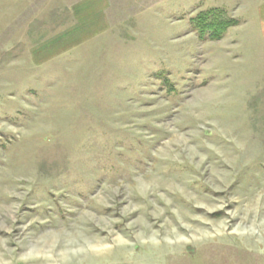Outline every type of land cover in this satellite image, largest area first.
<instances>
[{"label": "rangeland", "instance_id": "obj_1", "mask_svg": "<svg viewBox=\"0 0 264 264\" xmlns=\"http://www.w3.org/2000/svg\"><path fill=\"white\" fill-rule=\"evenodd\" d=\"M0 264H264V0H0Z\"/></svg>", "mask_w": 264, "mask_h": 264}, {"label": "trees", "instance_id": "obj_2", "mask_svg": "<svg viewBox=\"0 0 264 264\" xmlns=\"http://www.w3.org/2000/svg\"><path fill=\"white\" fill-rule=\"evenodd\" d=\"M213 14H216V12L201 13L197 18L194 19V21H196L197 26H200L206 30H212V37L217 39L223 36L226 29L234 24V21L232 19L217 21V19H213L216 17H212L210 19V16H215Z\"/></svg>", "mask_w": 264, "mask_h": 264}, {"label": "bare ground", "instance_id": "obj_3", "mask_svg": "<svg viewBox=\"0 0 264 264\" xmlns=\"http://www.w3.org/2000/svg\"><path fill=\"white\" fill-rule=\"evenodd\" d=\"M49 238H50V237H49ZM58 238L61 239V238H64V236H62V235H60V236H56V237L53 238V239H58ZM65 238H68V236H66ZM70 238H72V237L70 236ZM70 238H69V240H73V238L78 239V238H80V237H79L77 234H74V235H73V238H72V239H70ZM75 239H74V240H75ZM80 240H81V239H80ZM67 241H68V240H67ZM97 243H98L99 245H103V244H104V241H98ZM104 245H105V244H104ZM104 245H103V246H104ZM92 246H93V245H92ZM69 247H70V246H69ZM66 248H67V247H66Z\"/></svg>", "mask_w": 264, "mask_h": 264}]
</instances>
